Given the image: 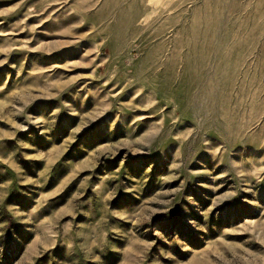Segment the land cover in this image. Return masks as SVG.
Segmentation results:
<instances>
[{"label": "rangeland", "instance_id": "374dc122", "mask_svg": "<svg viewBox=\"0 0 264 264\" xmlns=\"http://www.w3.org/2000/svg\"><path fill=\"white\" fill-rule=\"evenodd\" d=\"M0 264H264V0H0Z\"/></svg>", "mask_w": 264, "mask_h": 264}]
</instances>
